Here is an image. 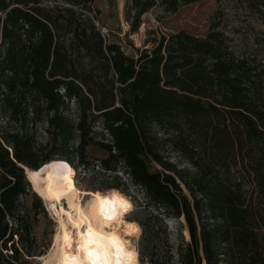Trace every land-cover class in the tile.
<instances>
[{
	"label": "trees",
	"instance_id": "trees-1",
	"mask_svg": "<svg viewBox=\"0 0 264 264\" xmlns=\"http://www.w3.org/2000/svg\"><path fill=\"white\" fill-rule=\"evenodd\" d=\"M197 1L127 0L131 29L153 8ZM94 2L0 0V264H35L28 217L45 209L32 187L55 165L75 169V157L86 166L92 143L107 152L104 169L123 168L179 219L178 264H264V59L235 49L216 21L203 36L161 34L129 55L95 24ZM98 123L109 140H95ZM165 144L188 165L165 160ZM113 182L101 193L125 197V181ZM132 220L138 261L169 264L172 246L158 235L168 229L152 227L161 218Z\"/></svg>",
	"mask_w": 264,
	"mask_h": 264
},
{
	"label": "rangeland",
	"instance_id": "rangeland-1",
	"mask_svg": "<svg viewBox=\"0 0 264 264\" xmlns=\"http://www.w3.org/2000/svg\"><path fill=\"white\" fill-rule=\"evenodd\" d=\"M97 10L95 24L100 28L104 37L108 41H113L121 45L122 49L129 55H135L143 48L151 47V39L161 34L170 35L179 30H185L190 34L203 36L208 31L213 21L219 22V28L229 37L235 49L256 53L264 59V2H254L248 4L244 0H201L179 7L175 12H166L161 7L153 8L144 13L141 17V25L137 31H132L130 24L131 13L127 8V0H95ZM2 13L0 12V17ZM1 27V25H0ZM72 111L70 115L74 116L76 104L71 102ZM0 123L5 125V119L0 117ZM36 136L40 142H45L47 135L42 125L36 126ZM95 140L103 141V138L109 140V136L104 132L101 124L94 126ZM152 131L160 139L166 136L157 127ZM76 145V141L73 142ZM163 158L176 163L178 166H187L188 164L172 150L169 144H165L161 150ZM107 156V152L97 144H90L86 149V166L74 158L76 167L73 169L76 174V187L80 190L78 200L84 203L91 195L90 192H100L107 190L108 185H112L115 174L125 181V197L132 203L131 210L124 214L128 220H143L153 213L159 218L155 224H152L154 231H161L165 227L168 234L159 232L161 245L169 241L172 246L171 259L169 264H178L176 254L177 245L180 243L178 233L180 230L179 219L172 215L164 214L162 210L157 209L147 198L142 190L134 187L130 181L127 172L123 168H117L116 171L104 169L100 165V160ZM56 166V165H55ZM160 165L150 163V169H158ZM84 189L94 190L86 192ZM33 192V191H32ZM40 197L45 210L37 208L31 210L29 221L32 225V234L35 239L36 255L32 257L35 264H42L40 257L47 254L53 245V235L57 228V218L48 209L47 204L38 192H33ZM113 195L124 194L119 190L111 191ZM25 201L31 206V197L27 196ZM23 201V202H24ZM64 202V200H63ZM140 225V224H139ZM138 236L131 237V241L137 250L140 246L142 227ZM183 233L186 238L188 234ZM165 241V242H164ZM50 247V248H49ZM146 260L139 261L137 264H146Z\"/></svg>",
	"mask_w": 264,
	"mask_h": 264
},
{
	"label": "bare ground",
	"instance_id": "bare-ground-1",
	"mask_svg": "<svg viewBox=\"0 0 264 264\" xmlns=\"http://www.w3.org/2000/svg\"><path fill=\"white\" fill-rule=\"evenodd\" d=\"M35 191L57 218L53 245L40 257L42 264H137L131 237L141 228L124 217L132 208L128 198L90 192L81 203L75 171L62 165L45 173Z\"/></svg>",
	"mask_w": 264,
	"mask_h": 264
},
{
	"label": "water",
	"instance_id": "water-1",
	"mask_svg": "<svg viewBox=\"0 0 264 264\" xmlns=\"http://www.w3.org/2000/svg\"><path fill=\"white\" fill-rule=\"evenodd\" d=\"M28 179V178H27ZM29 180V179H28ZM32 187V186H31ZM32 190L36 193V191H35V189H33V187H32Z\"/></svg>",
	"mask_w": 264,
	"mask_h": 264
},
{
	"label": "snow or ice",
	"instance_id": "snow-or-ice-1",
	"mask_svg": "<svg viewBox=\"0 0 264 264\" xmlns=\"http://www.w3.org/2000/svg\"><path fill=\"white\" fill-rule=\"evenodd\" d=\"M97 195H99V194H97Z\"/></svg>",
	"mask_w": 264,
	"mask_h": 264
}]
</instances>
